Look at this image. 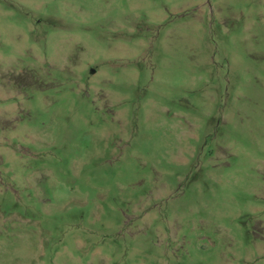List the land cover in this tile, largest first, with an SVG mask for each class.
<instances>
[{
	"label": "rangeland",
	"instance_id": "obj_1",
	"mask_svg": "<svg viewBox=\"0 0 264 264\" xmlns=\"http://www.w3.org/2000/svg\"><path fill=\"white\" fill-rule=\"evenodd\" d=\"M0 264H264V0H0Z\"/></svg>",
	"mask_w": 264,
	"mask_h": 264
}]
</instances>
